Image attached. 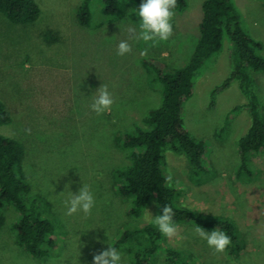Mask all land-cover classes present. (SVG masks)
Listing matches in <instances>:
<instances>
[{
	"label": "rangeland",
	"instance_id": "374dc122",
	"mask_svg": "<svg viewBox=\"0 0 264 264\" xmlns=\"http://www.w3.org/2000/svg\"><path fill=\"white\" fill-rule=\"evenodd\" d=\"M204 1L188 0L187 10L172 18L169 40L148 44L139 39L136 16L127 19L129 12L111 22L96 9L101 8L97 2L92 8L95 20L104 23L100 29L78 23L84 0H36L41 16L25 25L0 13V102L12 118L9 125L0 126V136L22 144L31 195L51 206L57 239L66 235L64 241L57 240L58 256L39 262L18 246L10 228L14 215L8 214L9 223L0 231V264H94L95 256L109 248V238L113 246L133 221L127 213L129 203L113 188V170L125 163L116 137L133 130L160 106L159 87L151 83L143 61L182 67L199 41ZM250 1L234 0L245 30L264 45V7ZM140 3H131L130 9H138ZM121 41L132 48L123 57L117 55ZM227 44H232L228 37L224 47ZM228 49L206 62L185 111L189 131L207 140V172L195 175L185 156L168 153L164 175L171 188L184 190V201L193 210L235 221L248 251L237 259L229 250L217 252L191 224L179 225L176 236L167 241L201 264H264V155L250 158V174L239 172L237 146L250 119L248 101L234 84L210 108L211 91L232 72ZM251 76L252 90L264 109V76L255 72ZM103 86L114 103L109 111L97 114L91 105ZM83 184L92 190L95 207L90 215L82 211L69 215L65 201ZM156 216L151 206L137 220L152 223ZM119 251L122 264H131L130 255ZM164 260L161 257L158 264H166Z\"/></svg>",
	"mask_w": 264,
	"mask_h": 264
},
{
	"label": "trees",
	"instance_id": "16d2710c",
	"mask_svg": "<svg viewBox=\"0 0 264 264\" xmlns=\"http://www.w3.org/2000/svg\"><path fill=\"white\" fill-rule=\"evenodd\" d=\"M252 1L264 7V0ZM94 2L101 6L96 9L102 16L115 22L127 16L131 3L141 0H84L77 12L78 23L84 28L100 29L104 25L94 18ZM187 8L188 0H176L175 13H183ZM202 11L199 41L182 67L176 69L154 59L143 61L151 83L159 87L161 104L150 110L133 130L120 132L116 137L115 145L124 153L125 163L113 170V188L123 201L129 203L127 213L133 221L121 230L113 246L127 252L131 264H158L161 257L165 258L166 264H201L190 252L169 244L154 222L137 220L151 206L159 215L165 206H171L178 225L191 224L206 231L217 227L225 230L233 241L227 249L231 257L240 258L248 251L235 221L193 210L184 201V190L171 188L164 175L168 153L185 156L195 175L207 172V140L199 139L189 131L185 111L204 65L214 55L224 53L227 47L225 55L232 64V72L211 91L210 108L215 107L221 94L232 85H238L242 97L248 101L245 108L250 115L248 126L238 140L239 172L250 174V158L264 155V109L258 102L259 96L252 90L251 76L253 72L264 76V45L245 30L234 0H205ZM0 13L15 24L25 25L35 23L41 16V9L36 0H0ZM227 37L232 44L224 47ZM232 114L230 112L228 118ZM11 122L10 113L0 102V126ZM24 157L25 151L19 141L0 136V231L13 214L10 228L18 246L33 259L44 262L58 256L57 240L66 235L57 239V226L50 217L51 206L41 197L31 195L23 167ZM240 173L235 177L239 178Z\"/></svg>",
	"mask_w": 264,
	"mask_h": 264
},
{
	"label": "clouds",
	"instance_id": "9594fccd",
	"mask_svg": "<svg viewBox=\"0 0 264 264\" xmlns=\"http://www.w3.org/2000/svg\"><path fill=\"white\" fill-rule=\"evenodd\" d=\"M175 6L176 0H141L138 9H129L131 15L127 19H131L133 15L138 18L139 39L146 44L167 42L173 34L172 18L175 15ZM126 22V20L122 21V23ZM131 51V45L127 41L119 42L118 56L123 57ZM142 55H146V51L142 52ZM98 93L91 108L97 114H102L111 109L114 101L106 87H101ZM95 203L92 190L88 185L83 184L78 194L71 192L70 198L65 201V206L69 215L79 211L85 215H90ZM153 222L162 237L171 239L176 236L179 225L175 221V212L171 206H165L162 214L154 217ZM202 229L197 226V231L207 241L208 246L217 252H225L233 242L227 232L218 230V227L211 232ZM109 244L107 250L95 256L94 264H122V253L112 246L110 238Z\"/></svg>",
	"mask_w": 264,
	"mask_h": 264
},
{
	"label": "crops",
	"instance_id": "0c3cea01",
	"mask_svg": "<svg viewBox=\"0 0 264 264\" xmlns=\"http://www.w3.org/2000/svg\"><path fill=\"white\" fill-rule=\"evenodd\" d=\"M249 4H251V1L249 0ZM249 123V122H248Z\"/></svg>",
	"mask_w": 264,
	"mask_h": 264
}]
</instances>
